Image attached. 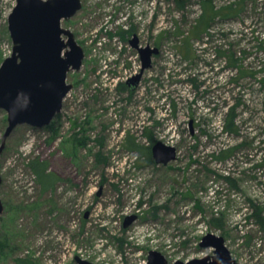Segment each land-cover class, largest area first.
<instances>
[{"label":"rangeland","instance_id":"rangeland-1","mask_svg":"<svg viewBox=\"0 0 264 264\" xmlns=\"http://www.w3.org/2000/svg\"><path fill=\"white\" fill-rule=\"evenodd\" d=\"M81 1L62 22L85 58L68 73L58 136L21 124L0 153V264H147L152 249L176 264L213 254L208 233L237 264H264V0ZM16 4L0 0V67ZM211 4L237 7L196 32ZM134 34L160 53L133 89ZM7 126L0 109V145ZM157 141L177 158L156 163Z\"/></svg>","mask_w":264,"mask_h":264},{"label":"water","instance_id":"water-1","mask_svg":"<svg viewBox=\"0 0 264 264\" xmlns=\"http://www.w3.org/2000/svg\"><path fill=\"white\" fill-rule=\"evenodd\" d=\"M81 8V0H17L9 16L13 51L0 67V109L8 113L0 153L18 125L44 128L61 113L64 99L74 86L68 82V73L80 70L85 58L84 48L62 22ZM131 40L142 59L141 71L127 80V84L135 88L160 49L149 44L139 45L137 34ZM152 155L156 163L166 165L177 158V148L157 141ZM2 180L0 173V183ZM3 211L4 203L0 198V215ZM137 218L138 215L126 217L124 226L128 227ZM200 245L212 247L214 253L183 264H237L223 236L208 233ZM75 259L79 264H95L78 255ZM147 264H168V259L161 251L152 249Z\"/></svg>","mask_w":264,"mask_h":264},{"label":"trees","instance_id":"trees-1","mask_svg":"<svg viewBox=\"0 0 264 264\" xmlns=\"http://www.w3.org/2000/svg\"><path fill=\"white\" fill-rule=\"evenodd\" d=\"M236 7L237 6H235V5H230L228 7L222 8V9H216L212 4L209 5L207 8L205 7L204 11L200 15V17L197 21V24L195 26V28H197L196 32L197 31H199L200 33L203 32L205 30V28L208 27L209 23L217 17H223V16L229 17V16H231L232 13L230 12V10L236 11ZM236 109H237V107L232 106L227 111V118L225 120V125L223 128L228 133H234L236 131V128H237ZM61 117H62V115H61V113H59L48 126L44 127V129H46L47 131H49L51 133L53 138H55L59 134L60 126L62 124L61 123ZM80 141H82V140H80ZM78 142H79V140H78ZM223 150H221V153L227 152V151H223ZM228 152H230V151H228ZM32 167H33V170L40 177V179L43 181V183H45V184L47 182H49V184L52 183V181H50L48 179L47 180L43 179L44 176L50 177L52 175V174H46V171L48 169V165H46L45 163H42L41 161L35 160L32 162ZM50 185H52V184H50ZM255 215L258 217L259 222L262 223L263 221H262L261 211H258V213H256Z\"/></svg>","mask_w":264,"mask_h":264},{"label":"flooded vegetation","instance_id":"flooded-vegetation-1","mask_svg":"<svg viewBox=\"0 0 264 264\" xmlns=\"http://www.w3.org/2000/svg\"><path fill=\"white\" fill-rule=\"evenodd\" d=\"M138 36V35H137ZM139 38V37H138ZM130 43H131V45L133 46V48H135V49H137V51L139 52V49H138V47H134V45H133V43H132V40H130ZM141 42H140V39H139V45H141L140 44ZM141 46H143V45H141ZM139 55H140V59H141V54H140V52H139ZM141 62H142V59H141ZM141 68H142V66H141ZM140 71H141V69H140ZM134 76V75H133ZM141 81V80H140ZM127 83V82H126ZM73 88H74V86H73ZM72 88V89H73ZM71 89V90H72ZM65 100V99H64ZM150 252V251H149ZM214 253V252H213ZM206 255H211V254H206ZM205 255V256H206ZM204 257V256H203ZM198 258H202V257H198ZM148 259H149V255H148ZM192 259H194V258H192ZM189 260H191V259H189ZM189 260H187L186 262H188ZM184 262L182 261V260H180V261H178L176 264H183Z\"/></svg>","mask_w":264,"mask_h":264}]
</instances>
